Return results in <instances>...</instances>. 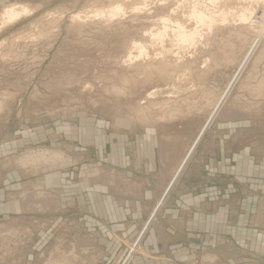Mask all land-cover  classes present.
I'll list each match as a JSON object with an SVG mask.
<instances>
[{"label": "rangeland", "instance_id": "1", "mask_svg": "<svg viewBox=\"0 0 264 264\" xmlns=\"http://www.w3.org/2000/svg\"><path fill=\"white\" fill-rule=\"evenodd\" d=\"M114 1L126 4V16L110 23L84 17L94 5ZM136 2L0 0V12L15 3L33 10L0 31V264H48L61 257L71 264H133L180 190L202 188V175L212 187L228 186L264 157V1L253 25L216 28L197 50L167 40L169 51L159 54L157 44L130 65L124 60L131 42L147 40L145 31L177 7L175 0H149L135 11ZM79 12L83 18L74 20ZM182 15L178 9L176 16ZM158 87L164 91L141 105ZM143 106L151 107L150 122ZM114 133H128L134 150L138 138L141 145L150 141L143 148L154 141L166 157L152 166H134L130 157L132 184L124 183L129 173L100 158ZM43 150L60 151L65 161L17 162ZM176 153L178 164L171 166ZM186 156L183 172L176 173ZM59 171L68 177L67 200L43 180ZM148 190L155 192L150 199L144 197ZM124 191L132 210L114 221L135 229H103L113 222L105 205H121ZM82 193L85 204L75 201ZM259 201L264 216V194ZM111 239L123 244V256L112 257Z\"/></svg>", "mask_w": 264, "mask_h": 264}, {"label": "crops", "instance_id": "2", "mask_svg": "<svg viewBox=\"0 0 264 264\" xmlns=\"http://www.w3.org/2000/svg\"><path fill=\"white\" fill-rule=\"evenodd\" d=\"M108 139L112 140L110 150L106 155L100 151V158L110 164L111 169L119 166L120 173L123 172L125 175L129 173L128 176L126 175L128 179L123 180L124 183L132 184V179L129 177L132 173L129 168L130 157L135 161L134 166L157 165L166 157V154L155 146L154 141L151 142L150 147L143 148L142 145H148L150 141H144L141 145L139 144L141 138H138L139 148L134 150L132 148L134 143L130 142L128 133L124 135L114 133ZM130 150H133V155ZM171 159H173L171 166H177V153ZM187 160H189L188 156L184 159L181 168H177L176 173L183 172L182 167L187 164ZM246 169L247 173L228 186L212 187L210 179L202 175V184L197 186L202 188L190 186L180 190L173 196L171 205L163 212L162 221L150 228L146 234L142 241L144 252L135 256L133 264H264V216L259 214L260 195L264 194V157L257 159L251 169L250 165ZM142 171L148 172L145 169ZM56 176L46 174L44 183L48 190L59 192L60 200H67V174L59 171ZM161 182L164 183L165 180L162 179ZM133 183L143 184V181H133ZM72 185L78 188L77 184ZM124 192L121 193L123 199L121 205L117 204L113 207V204L111 206L106 202L105 206L113 222L102 224L103 229L107 228L108 231L135 229L126 227L128 223L119 225L118 220L114 221V219H122L132 210L131 206L124 204L126 199H130V193ZM154 193V190H148L144 192V197L150 199ZM90 194L91 197L96 196L93 188ZM86 197L84 193L80 196L76 194L75 201L78 199L85 204ZM100 203L107 213L103 205L105 202L100 201ZM96 206L99 210L100 205ZM113 241V239L108 240L115 248L112 257L116 254L117 257L123 256L125 247L122 243L116 244Z\"/></svg>", "mask_w": 264, "mask_h": 264}, {"label": "bare ground", "instance_id": "3", "mask_svg": "<svg viewBox=\"0 0 264 264\" xmlns=\"http://www.w3.org/2000/svg\"><path fill=\"white\" fill-rule=\"evenodd\" d=\"M163 1L165 4H168L171 0ZM229 1L230 0H175L177 7L172 8L170 14L160 16L158 18V22H156L151 29L145 31L144 36L148 37L147 40H133L131 42L124 63L131 65L136 63L141 58L149 57L150 48L157 44L160 45V49L162 50L159 54H164V52L168 50L165 47V42L167 40L172 41L174 45H177L179 48L197 50L198 46L202 45L203 47V43L205 41L209 44L210 35L214 32V30H216V28L221 29L222 27H234L238 25H244V27H246V25L252 24V18L256 13L261 11L260 5L264 0H240L238 5H232ZM148 2L149 0H138V2L132 6V9L140 11L148 6ZM178 9L182 10L183 18L176 16V11ZM32 13V8L27 4L15 3L5 6L2 12H0V31L13 26L15 23ZM126 13V4L122 3V1H114L104 7L94 5L93 9L90 10L84 17H94L110 23L126 16ZM261 13L262 18H264V9ZM82 18L83 16L80 12L73 15L74 20H81ZM34 34H31L30 37L34 36ZM162 62L165 63L169 61L167 59H163ZM163 91L164 90L159 87L157 89L151 88V90H148V92L143 96L144 98L141 99L142 102L140 104L142 105L147 103L149 100L156 98V95ZM171 95H169V97ZM223 98L224 97L221 96V100ZM139 110L142 112L146 120L150 122L151 107L143 106L140 107ZM172 116L173 115L171 114V117ZM164 118L165 116L162 119ZM62 158L65 161V157L62 156L60 151L43 150L22 155L17 162L23 166L27 165L32 160L59 164L58 162H60ZM48 264L71 263H69L66 258L61 257L52 261L50 260Z\"/></svg>", "mask_w": 264, "mask_h": 264}, {"label": "built area", "instance_id": "4", "mask_svg": "<svg viewBox=\"0 0 264 264\" xmlns=\"http://www.w3.org/2000/svg\"><path fill=\"white\" fill-rule=\"evenodd\" d=\"M138 245V244H137ZM134 251V250H131V252Z\"/></svg>", "mask_w": 264, "mask_h": 264}]
</instances>
